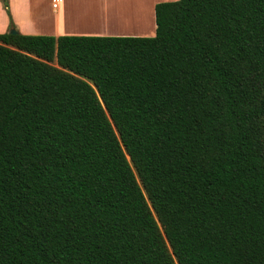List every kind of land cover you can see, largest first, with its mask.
<instances>
[{
    "label": "trees",
    "instance_id": "obj_1",
    "mask_svg": "<svg viewBox=\"0 0 264 264\" xmlns=\"http://www.w3.org/2000/svg\"><path fill=\"white\" fill-rule=\"evenodd\" d=\"M154 13L0 33V264H264V0Z\"/></svg>",
    "mask_w": 264,
    "mask_h": 264
},
{
    "label": "crops",
    "instance_id": "obj_2",
    "mask_svg": "<svg viewBox=\"0 0 264 264\" xmlns=\"http://www.w3.org/2000/svg\"><path fill=\"white\" fill-rule=\"evenodd\" d=\"M165 1L174 0H47V11L32 12L38 21L35 23L22 13L29 11L30 3L41 10L44 4L37 0H0V33L15 29L33 35L149 37L155 34V4Z\"/></svg>",
    "mask_w": 264,
    "mask_h": 264
},
{
    "label": "rangeland",
    "instance_id": "obj_3",
    "mask_svg": "<svg viewBox=\"0 0 264 264\" xmlns=\"http://www.w3.org/2000/svg\"><path fill=\"white\" fill-rule=\"evenodd\" d=\"M39 2L41 3V4H44L45 5V8L43 9V10H41L40 9V7L38 6V5H34L33 3H30V9H29V11H26V12H24V13H22L27 19H29V21H34L35 23H38V21H35L34 19H33V17H32V12L33 11H35L36 9L38 10V11H47L48 10V7L46 6L47 5V0H37V3L39 4ZM6 5V4H5ZM44 7V6H43ZM40 9V10H39ZM49 12V11H48ZM7 13H9V12H7ZM9 23H11V20H10V22ZM42 26H45V27H47V23H42ZM10 32V31H9Z\"/></svg>",
    "mask_w": 264,
    "mask_h": 264
},
{
    "label": "water",
    "instance_id": "obj_4",
    "mask_svg": "<svg viewBox=\"0 0 264 264\" xmlns=\"http://www.w3.org/2000/svg\"><path fill=\"white\" fill-rule=\"evenodd\" d=\"M17 31L15 29H11L10 33H16Z\"/></svg>",
    "mask_w": 264,
    "mask_h": 264
},
{
    "label": "built area",
    "instance_id": "obj_5",
    "mask_svg": "<svg viewBox=\"0 0 264 264\" xmlns=\"http://www.w3.org/2000/svg\"><path fill=\"white\" fill-rule=\"evenodd\" d=\"M52 5H53V7H55L56 6V1H53Z\"/></svg>",
    "mask_w": 264,
    "mask_h": 264
}]
</instances>
